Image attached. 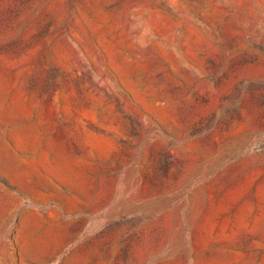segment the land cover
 I'll return each mask as SVG.
<instances>
[{
	"label": "rangeland",
	"instance_id": "rangeland-1",
	"mask_svg": "<svg viewBox=\"0 0 264 264\" xmlns=\"http://www.w3.org/2000/svg\"><path fill=\"white\" fill-rule=\"evenodd\" d=\"M0 264H264V0H0Z\"/></svg>",
	"mask_w": 264,
	"mask_h": 264
}]
</instances>
